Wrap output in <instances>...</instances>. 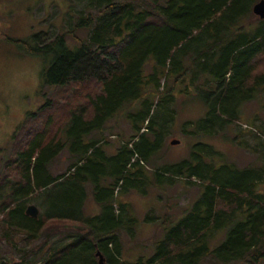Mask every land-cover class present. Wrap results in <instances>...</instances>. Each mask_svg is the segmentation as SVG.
Masks as SVG:
<instances>
[{
    "label": "trees",
    "instance_id": "obj_1",
    "mask_svg": "<svg viewBox=\"0 0 264 264\" xmlns=\"http://www.w3.org/2000/svg\"><path fill=\"white\" fill-rule=\"evenodd\" d=\"M78 1L84 9L69 20L70 29L12 41L44 59V85L96 82L101 92L85 104L68 106L61 120L47 115L52 99L27 117L17 133L45 116L20 149L18 134L13 136L14 153L5 165L18 179L8 185L9 199L1 200L6 187L0 188V215L3 226L32 241L51 221L79 227L40 261L0 259V264H98L97 251L107 264H264V168L217 164L224 154L201 140L227 137L264 158V142L259 149L224 133L241 123L245 104L257 99L264 107V20H249L260 0ZM81 30L88 33L84 39ZM44 35L49 37L43 42ZM68 38L80 48L69 47ZM177 90L205 106L201 118L182 127L185 136L199 141L191 144L187 158L157 167L150 176L147 167L175 122ZM121 115L132 133L128 140L120 135L123 145L110 155L104 131ZM97 132L103 136L92 137ZM245 134L261 138L264 131L253 121ZM66 149L68 168L53 174L50 165ZM178 181L198 186L199 198L178 220L165 216L164 237L150 257L123 259V232L134 235L135 219L129 218L128 204L120 203L116 212L115 201L132 192L164 191ZM89 185L102 206L96 216L85 215ZM37 193L45 210L34 219L26 203Z\"/></svg>",
    "mask_w": 264,
    "mask_h": 264
},
{
    "label": "rangeland",
    "instance_id": "obj_2",
    "mask_svg": "<svg viewBox=\"0 0 264 264\" xmlns=\"http://www.w3.org/2000/svg\"><path fill=\"white\" fill-rule=\"evenodd\" d=\"M84 9L83 2L78 0H0V188L6 187L1 192V200L9 199L10 182L14 183L17 171L7 168L5 165L14 152L13 136L18 128L26 121L27 117L36 112L46 100L54 101L53 109L47 115H54L61 120V113L69 109L68 106L85 104L87 100L101 92V85L96 82L74 84L66 88H54L49 84L44 85L41 72L44 69V59L39 56L26 54L13 40H23L34 34L49 31V36L54 31H65L70 29L69 20L76 17L77 11ZM73 14V16H72ZM260 18L252 13L249 18L251 22H257ZM88 34V33H87ZM85 30L78 32V36L86 38ZM44 35L43 42L46 41ZM10 39V40H9ZM71 48H80L75 44L73 38L67 39ZM175 99V122L171 133L168 135L164 147L152 159L147 167V174L164 164L177 163L187 158L191 151V144L199 141L198 138L187 137L182 133L185 123L201 118L205 113V106L199 98L193 100L184 96L179 90L176 91ZM264 103V100H263ZM45 116L39 120L29 122L23 131L18 132V149L24 146L25 139L28 140L31 131L35 132L36 124L44 121ZM127 117L121 115L112 119L104 136L109 145L104 146L107 153H116L120 142L131 136L130 125L126 122ZM253 121L259 130L264 131V107L259 105L256 99L244 105L241 123L229 128L224 133L230 138L241 137L247 140L252 147H258L264 142L261 138L248 137L246 129ZM189 128V127H188ZM34 129V130H31ZM245 132V133H244ZM244 133V134H243ZM103 134L97 132L92 137H100ZM260 137V136H259ZM180 140L179 145H172L171 141ZM213 144L224 154V158L216 159V163L224 162L236 165L238 168L263 167L264 158L247 151L232 139L213 137L201 139ZM71 159L68 149L64 151L50 165L53 174L63 173ZM6 166V167H5ZM68 168V167H67ZM88 198L85 202V215L96 216L102 212V206L95 202L92 186L88 187ZM200 196L198 186H189L178 181L173 187L166 190L150 189L147 195L132 192L128 195H120L115 201V210L120 212V203L130 206V219H135L132 226L134 235L123 232V259L133 262L139 257H150L154 252L155 244L164 237V227L161 223L168 215L170 221H176L187 212ZM43 197L37 193L35 197L26 203V206L34 205L39 209V216L43 214L45 205ZM11 200V199H10ZM155 216L156 220L147 221V216ZM128 217V215L126 216ZM159 217V218H158ZM4 216L0 215V259H7L11 263L37 262L40 261L47 249L59 243L68 232H74L79 226L68 222L51 221L37 241H32L20 232H12L2 225ZM171 222H167L170 225ZM204 264H213L205 262Z\"/></svg>",
    "mask_w": 264,
    "mask_h": 264
},
{
    "label": "water",
    "instance_id": "obj_3",
    "mask_svg": "<svg viewBox=\"0 0 264 264\" xmlns=\"http://www.w3.org/2000/svg\"><path fill=\"white\" fill-rule=\"evenodd\" d=\"M253 13L258 16L261 20H264V0H260L254 5ZM180 143V140L171 141L172 145H179ZM27 214L30 217L37 219L39 217V209L34 205H30L27 208ZM96 257L98 258V264H107L105 256L100 251H97Z\"/></svg>",
    "mask_w": 264,
    "mask_h": 264
}]
</instances>
